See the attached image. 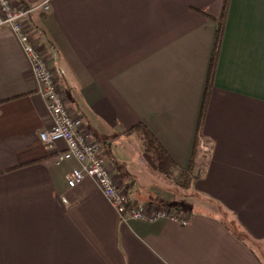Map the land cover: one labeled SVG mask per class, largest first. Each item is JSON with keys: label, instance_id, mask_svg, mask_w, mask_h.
I'll use <instances>...</instances> for the list:
<instances>
[{"label": "crops", "instance_id": "crops-1", "mask_svg": "<svg viewBox=\"0 0 264 264\" xmlns=\"http://www.w3.org/2000/svg\"><path fill=\"white\" fill-rule=\"evenodd\" d=\"M50 5L28 24L83 131L104 145L133 205L177 208L188 224L124 221L92 179L69 188L79 165L63 160L64 143L40 140L53 123L47 102L2 27L0 264H264V0H230L201 128L211 151L198 156L203 174L182 206L143 144L129 162L140 153L134 128L189 166L224 0Z\"/></svg>", "mask_w": 264, "mask_h": 264}, {"label": "built area", "instance_id": "built-area-1", "mask_svg": "<svg viewBox=\"0 0 264 264\" xmlns=\"http://www.w3.org/2000/svg\"><path fill=\"white\" fill-rule=\"evenodd\" d=\"M50 11V0L33 7L14 0H0V28L9 27L17 36L30 61L32 73L39 84V92L47 102L53 123L51 128L41 132L40 140L49 149L58 143H64L66 151L62 155L63 160L75 161L79 165V168L73 169L67 177L69 188H75L90 178L124 221H170L186 226L188 221L177 208L156 207L154 203L149 202L133 205L126 189L103 160L104 145L94 141L83 131L81 118L70 110L58 78L28 24L32 14H48ZM200 151L202 154L209 153L211 146L201 140ZM64 202L66 203V200Z\"/></svg>", "mask_w": 264, "mask_h": 264}, {"label": "trees", "instance_id": "trees-1", "mask_svg": "<svg viewBox=\"0 0 264 264\" xmlns=\"http://www.w3.org/2000/svg\"><path fill=\"white\" fill-rule=\"evenodd\" d=\"M230 0H224L223 13L220 21L219 30L217 32V40L214 46L208 81L203 97V102L200 111L197 137L195 140V146L193 150V155L189 166L184 169L179 167L167 154L164 148L160 143L155 139V137L143 126L139 125L134 129L137 130L142 135L143 147L145 153L149 156L152 164L154 165L156 171L163 176V178L171 185L173 188L178 189L181 193H187L191 190L193 186L201 179L203 174V168L198 166L197 159L198 156L202 153L200 151V142L204 140V137L201 134V128L205 119L207 102L209 96V87L212 79V75L215 70L219 42L222 35V27L227 16V11L229 8ZM205 141V140H204ZM206 142V141H205ZM209 144L208 142H206Z\"/></svg>", "mask_w": 264, "mask_h": 264}, {"label": "rangeland", "instance_id": "rangeland-1", "mask_svg": "<svg viewBox=\"0 0 264 264\" xmlns=\"http://www.w3.org/2000/svg\"><path fill=\"white\" fill-rule=\"evenodd\" d=\"M133 142L135 143V145L137 146V147H139L140 148V153H136L135 152V149H133L132 150V153H130V156H129V162L130 163H134V164H137V161H138V157L140 156V154H142V144H143V141H142V139H136V138H134L133 137ZM203 164H205L204 162H203ZM162 175H160V178H162L161 177ZM158 185H159V183H157V187H158ZM156 187V188H157ZM176 190H178V189H176ZM177 192H179V195H181V196H178L177 195V205H180V206H182L183 204H185V202L183 201V200H185L186 199V196H183L185 193H181V191H177ZM177 192H176V194H177ZM173 195V194H172ZM175 198V196L173 195V197H172V199H174ZM183 201V202H182ZM147 203V202H146ZM153 203V202H152ZM144 204V203H143ZM155 205H156V207L157 206H159V207H166V206H163V205H161V204H156V203H154Z\"/></svg>", "mask_w": 264, "mask_h": 264}]
</instances>
